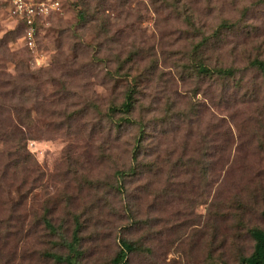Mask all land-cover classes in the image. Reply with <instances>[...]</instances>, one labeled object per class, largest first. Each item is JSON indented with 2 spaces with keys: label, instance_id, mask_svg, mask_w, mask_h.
Masks as SVG:
<instances>
[{
  "label": "rangeland",
  "instance_id": "rangeland-1",
  "mask_svg": "<svg viewBox=\"0 0 264 264\" xmlns=\"http://www.w3.org/2000/svg\"><path fill=\"white\" fill-rule=\"evenodd\" d=\"M58 1L30 46L0 0L2 125L24 133L0 137V264H67L59 230L81 264L122 239L128 264H239L264 229V0Z\"/></svg>",
  "mask_w": 264,
  "mask_h": 264
},
{
  "label": "trees",
  "instance_id": "trees-1",
  "mask_svg": "<svg viewBox=\"0 0 264 264\" xmlns=\"http://www.w3.org/2000/svg\"><path fill=\"white\" fill-rule=\"evenodd\" d=\"M75 6L78 8V16L81 21H84L87 17V11L90 9V3L87 0H79L74 3ZM20 20L21 27L23 32L25 33L26 25L23 20ZM192 26H195L192 22H190ZM4 41H1L0 47H2ZM206 45L204 44L194 46L193 54L198 56V53L201 51L202 47ZM253 66L256 67V70L262 72L264 74V60H255L252 62ZM200 74H205L209 76L221 75V76H233L235 74L234 68H222V67H210L206 65L204 61H200L196 65ZM136 102V92L130 91L127 96L126 100L124 101V105L122 111L127 113L128 115L134 111ZM26 98L24 93L19 97L18 104L14 106L13 111L15 112H22L25 109ZM15 109V110H14ZM6 111L0 109V137L8 136L12 139H16L18 136H23L24 133H18L15 130L4 131V126L2 125V118L4 117ZM6 117V116H5ZM7 118V117H6ZM251 233L255 239V247L251 255L242 257L239 264H264V229L254 228L251 230ZM59 234L62 238V243L64 246H67L71 253L68 255H54V257L61 262H66L67 264H81L79 261V251L77 249L79 238L75 235L74 239L71 241L69 240L63 232L59 230ZM140 245L135 241H130L126 239L121 240V246L118 250L116 256L114 257L112 264H128V256L130 253L137 252L140 250Z\"/></svg>",
  "mask_w": 264,
  "mask_h": 264
},
{
  "label": "built area",
  "instance_id": "built-area-1",
  "mask_svg": "<svg viewBox=\"0 0 264 264\" xmlns=\"http://www.w3.org/2000/svg\"><path fill=\"white\" fill-rule=\"evenodd\" d=\"M13 13L26 25L24 40L32 46L37 33L38 21L60 8L58 0H7Z\"/></svg>",
  "mask_w": 264,
  "mask_h": 264
}]
</instances>
